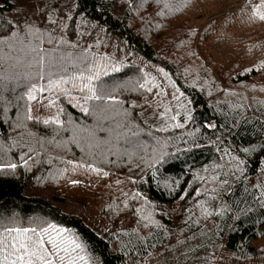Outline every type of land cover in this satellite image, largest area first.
Instances as JSON below:
<instances>
[{
	"label": "trees",
	"instance_id": "obj_1",
	"mask_svg": "<svg viewBox=\"0 0 264 264\" xmlns=\"http://www.w3.org/2000/svg\"><path fill=\"white\" fill-rule=\"evenodd\" d=\"M198 1L38 0L25 9L0 0V38L17 32L35 43L31 27L53 39L42 47L86 53L108 69L101 81L120 101L86 115L77 105L91 112L93 102L71 83L67 95L29 101V69L5 58L0 218L67 229L88 264H144L169 245L180 264H264V244H255L264 238V21L254 15L264 0L202 28L185 17ZM46 187L54 193L36 192ZM69 199L88 215L92 202L108 228L69 211Z\"/></svg>",
	"mask_w": 264,
	"mask_h": 264
},
{
	"label": "snow or ice",
	"instance_id": "obj_2",
	"mask_svg": "<svg viewBox=\"0 0 264 264\" xmlns=\"http://www.w3.org/2000/svg\"><path fill=\"white\" fill-rule=\"evenodd\" d=\"M262 7H264V2L255 7L254 15L264 21ZM39 31V29L28 28L27 34L35 38V43L31 39L25 43V37L20 36L17 32H13L8 38H0V71H2L5 58L13 60V66L21 63L27 66L29 71L25 79L28 81L26 95L29 101L37 100L38 95L46 91H58L67 95L68 89L63 86L71 83L73 88L86 93L83 97L86 102H93L91 112L88 107L77 105L86 115L103 114L112 105L120 103L113 95L114 89L101 81L102 76L109 74L106 67L93 66L88 60V55L84 52L63 53L58 52L55 46L51 49L42 47L45 43L54 45V41L51 37L47 40L43 39L42 35H38ZM61 43L68 42L61 40ZM5 44L13 49V52L7 54L6 57L2 47ZM71 46L77 47L76 44ZM69 65H72L73 73L69 72ZM111 71L116 72L119 69L113 67ZM3 79L4 77L0 75V80ZM40 81H46V83L41 84ZM140 87L144 88L146 84H142ZM148 90L151 91V88ZM72 99L76 98L72 97ZM55 103L56 101L52 100L49 102V106ZM31 118L28 116V119ZM172 119L175 120L176 117L173 116ZM43 123L59 124L61 121L57 117L51 121L44 120ZM174 126L181 128L183 124L177 123ZM159 130L166 131L167 129ZM139 146L142 147V145ZM21 158L23 159V157ZM7 167L15 169L17 165L9 164ZM92 170L98 171L94 168ZM213 179L216 178L213 177ZM199 194L197 191V195ZM83 251V245L77 242L67 229L53 223L33 220L30 226L25 227L15 220L5 222L3 218H0V264H80L81 261L88 264L86 257L80 254Z\"/></svg>",
	"mask_w": 264,
	"mask_h": 264
},
{
	"label": "rangeland",
	"instance_id": "obj_3",
	"mask_svg": "<svg viewBox=\"0 0 264 264\" xmlns=\"http://www.w3.org/2000/svg\"><path fill=\"white\" fill-rule=\"evenodd\" d=\"M37 1L38 0H20V5L23 6V8H30L31 5L35 8H37ZM246 0H219L216 3L207 2L205 0H199L195 6L189 10L185 17L188 18L192 23L200 26L201 28L206 26L207 23H209L212 19L220 17L224 13L234 10L236 8H240L245 4ZM240 22H244L240 20ZM243 28H245L243 26ZM221 32V29H220ZM263 59H264V49L262 51ZM108 172L107 170L105 173ZM261 180H264V174L262 175ZM72 184H81L86 186H93V184H89L87 182L74 179L71 182ZM54 190L52 188L46 187L43 188V190H37L36 192L41 193L43 195H50L53 194ZM81 196V195H80ZM82 197V196H81ZM70 204L68 205V210L73 212H79L82 213L90 218L89 224H91L96 230H101L99 228H108L107 224L101 219L100 217V210L94 206V204L91 202L90 208L91 212L87 213V210L82 205H79L74 202V200L69 199ZM98 207V205H97ZM194 237V236H191ZM256 245L264 244V238L258 241H255ZM173 246H167L163 250L159 251L158 253L153 254L148 260L144 262V264H180L179 262H175L174 258L176 254L171 255V249ZM168 249V254L162 252L166 251ZM178 254V251H177ZM222 262L219 261L218 264ZM183 264V263H182ZM217 264V263H216ZM227 264V262H226ZM247 264V263H246Z\"/></svg>",
	"mask_w": 264,
	"mask_h": 264
}]
</instances>
